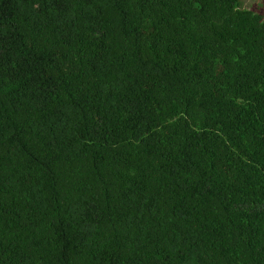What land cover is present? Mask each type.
Wrapping results in <instances>:
<instances>
[{"label": "trees", "instance_id": "trees-1", "mask_svg": "<svg viewBox=\"0 0 264 264\" xmlns=\"http://www.w3.org/2000/svg\"><path fill=\"white\" fill-rule=\"evenodd\" d=\"M0 264H264V14L0 0Z\"/></svg>", "mask_w": 264, "mask_h": 264}, {"label": "rangeland", "instance_id": "rangeland-1", "mask_svg": "<svg viewBox=\"0 0 264 264\" xmlns=\"http://www.w3.org/2000/svg\"><path fill=\"white\" fill-rule=\"evenodd\" d=\"M242 6L264 14V0H242Z\"/></svg>", "mask_w": 264, "mask_h": 264}]
</instances>
